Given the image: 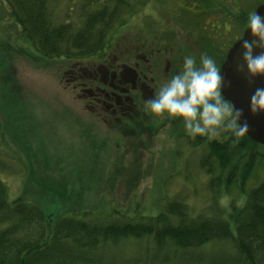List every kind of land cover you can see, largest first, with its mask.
I'll return each mask as SVG.
<instances>
[{
    "label": "trees",
    "instance_id": "16d2710c",
    "mask_svg": "<svg viewBox=\"0 0 264 264\" xmlns=\"http://www.w3.org/2000/svg\"><path fill=\"white\" fill-rule=\"evenodd\" d=\"M149 1L3 0L22 40H28L40 56L63 58L61 62L70 65L67 73L75 71L81 81L78 84L86 85L84 91L97 108L89 106L113 127L122 126L124 133L131 126L154 123L155 117L160 120L144 110L145 101L159 90V72L170 78L180 70L184 56L199 59L201 53L221 66L236 39L228 41L226 48L219 44L218 21L223 22L225 36L232 38L235 30L227 34L225 24L236 20L243 33L250 13L241 9L239 0H232L235 11L226 0H196L200 11L189 10L187 22L180 19L181 29L168 38L153 31L160 40L155 49L134 22ZM203 13L221 19L200 23L197 17ZM163 117L166 122H182L166 114ZM152 134L137 138L146 141ZM190 142L202 148L200 165L210 176L209 212H197L184 198L168 196L162 208L148 212L145 208V214L138 217L112 209L87 220V212L69 215L48 210L49 205L44 204L51 203L50 186L44 188L49 193L46 202L23 196L11 199L0 178V264H106L111 257L109 247L128 238H147L151 244L142 261L126 260L130 264H264V177L246 188L243 203L234 199L230 204L229 199L228 206H223L219 201L222 188L247 186L255 160H264L259 150L264 144L249 135L234 144L229 133L224 140L197 136Z\"/></svg>",
    "mask_w": 264,
    "mask_h": 264
},
{
    "label": "rangeland",
    "instance_id": "374dc122",
    "mask_svg": "<svg viewBox=\"0 0 264 264\" xmlns=\"http://www.w3.org/2000/svg\"><path fill=\"white\" fill-rule=\"evenodd\" d=\"M262 1L239 0L241 9L250 12ZM196 2L150 0L141 9L144 12L134 17L135 27L157 49L160 40L153 31L168 38L181 29V20L187 22L189 10L200 11ZM225 3L234 5V11L237 8L235 1ZM197 18L200 23L221 19L204 13ZM218 23L219 44L226 48L228 41L240 37V24H225L227 34L235 30L232 38H227L223 22ZM194 31L198 29L194 27ZM22 39L0 0V178L6 182L11 199L23 196L46 202L49 193L44 188L50 186L51 203L44 204L49 205L48 210L67 211L69 215L87 212V220L112 209L138 217L145 214V208L147 212L162 208L168 196L184 198L197 212L210 211V176L200 165L202 148L192 146L182 122H166L159 116L154 123L131 126V131L124 133L122 126L113 127L89 106L96 107L95 100L84 91L86 85L78 84L81 81L75 71L67 73L70 65L61 62L63 58L40 56ZM159 73L161 85L169 74ZM147 133L152 134L149 140L137 138ZM259 150L264 153V147ZM263 177L264 160L257 158L247 186L237 184L227 189L221 185L219 201L223 206H228L229 199L230 204L234 199L243 203L246 188L257 185ZM147 245H151L147 238L122 239L115 246L108 245L111 257L106 264L142 261L151 250Z\"/></svg>",
    "mask_w": 264,
    "mask_h": 264
},
{
    "label": "clouds",
    "instance_id": "9594fccd",
    "mask_svg": "<svg viewBox=\"0 0 264 264\" xmlns=\"http://www.w3.org/2000/svg\"><path fill=\"white\" fill-rule=\"evenodd\" d=\"M247 28L253 39H242L241 58L247 73L264 75V16L253 10L247 17ZM254 49L261 51L254 53ZM221 66L207 53L199 59L194 55L183 57L178 72L159 86L158 92L144 103V110L157 116L167 115L182 120L184 130L192 139L197 136L208 140L220 139L229 133L234 144L248 134L249 125L242 121L243 109L225 97ZM250 111L264 112V87H257L250 97Z\"/></svg>",
    "mask_w": 264,
    "mask_h": 264
},
{
    "label": "water",
    "instance_id": "95a60500",
    "mask_svg": "<svg viewBox=\"0 0 264 264\" xmlns=\"http://www.w3.org/2000/svg\"><path fill=\"white\" fill-rule=\"evenodd\" d=\"M256 11L264 16V3L260 4ZM242 39H253L251 30L246 28ZM241 40H236L222 63L221 71L224 81L223 92L226 98L233 101L237 108L243 109L242 121L249 125L248 134L253 139L264 144V112L253 114L249 109L250 97L257 87H264V75L250 76L246 68L238 69V65H243L241 58ZM261 49H254V53Z\"/></svg>",
    "mask_w": 264,
    "mask_h": 264
},
{
    "label": "flooded vegetation",
    "instance_id": "af4514ba",
    "mask_svg": "<svg viewBox=\"0 0 264 264\" xmlns=\"http://www.w3.org/2000/svg\"><path fill=\"white\" fill-rule=\"evenodd\" d=\"M226 4V3H225ZM181 120V119H180ZM226 134V133H225ZM223 136V137H222ZM224 137L225 135H221V138L220 139H217V140H224Z\"/></svg>",
    "mask_w": 264,
    "mask_h": 264
}]
</instances>
